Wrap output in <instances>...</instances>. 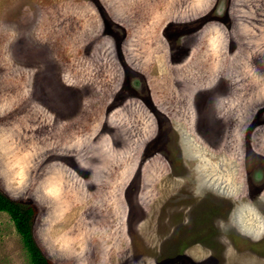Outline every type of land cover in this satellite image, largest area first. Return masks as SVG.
Segmentation results:
<instances>
[{
	"label": "rangeland",
	"instance_id": "1",
	"mask_svg": "<svg viewBox=\"0 0 264 264\" xmlns=\"http://www.w3.org/2000/svg\"><path fill=\"white\" fill-rule=\"evenodd\" d=\"M219 83L216 137L192 96ZM167 152L193 167L184 217L206 191L236 202L190 264H264V0H0V191L36 207L53 264H171ZM0 264H31L5 212Z\"/></svg>",
	"mask_w": 264,
	"mask_h": 264
},
{
	"label": "flooded vegetation",
	"instance_id": "2",
	"mask_svg": "<svg viewBox=\"0 0 264 264\" xmlns=\"http://www.w3.org/2000/svg\"><path fill=\"white\" fill-rule=\"evenodd\" d=\"M132 76L138 78L135 74H132ZM131 88L133 90L141 88L144 92L147 91L145 82H140L139 79L135 78L131 81ZM221 90H224L225 95H229L232 91V89L229 90L228 88L222 89L219 83L209 92L206 91V88H201L200 86L198 90H195L192 96L195 103L193 109L196 127L201 130H210L209 132L212 135L214 132V136L216 137H218L219 132H215L219 127L217 99ZM156 109L157 108L154 110L153 108L152 110L154 116L161 115L159 110ZM215 123L217 125H215ZM167 130L171 132V136L174 139L170 124L167 125ZM159 141L160 140L155 138L152 144L156 145ZM167 154L166 160L163 159L167 162L169 175L174 180L181 181V183L179 184V190L175 192L173 196L169 197L164 205L161 206L160 212L158 216H156V223H154V234L157 240L160 238L161 254L166 259V262L169 263V261H171V264H180V261L184 258L186 259V257L188 258L187 249L194 243L198 244L197 241L199 238H201L199 243L201 242L202 246H207L209 243L206 239H209L211 243L217 240L218 244L222 245L221 239L226 236L225 234L222 236L223 229L226 231L234 230V224L230 221V217L234 215L233 210H235V207L233 206L235 205V201L229 196H222L218 191H206L198 201L193 203V206L188 210L187 216L184 217V209L195 200L194 193L188 190V184L194 182V177L193 175L191 176L193 167L190 166L186 160L181 161L178 157L175 159L169 152H167ZM163 230H165V233H163ZM188 231H190V234ZM231 235H229V242L232 244H236L237 242V244L248 245L251 243V240L246 239L238 241L239 238L237 236ZM163 245L172 246L173 248H171L167 254H164ZM186 264H190L189 259H186Z\"/></svg>",
	"mask_w": 264,
	"mask_h": 264
},
{
	"label": "trees",
	"instance_id": "3",
	"mask_svg": "<svg viewBox=\"0 0 264 264\" xmlns=\"http://www.w3.org/2000/svg\"><path fill=\"white\" fill-rule=\"evenodd\" d=\"M0 212L10 216L31 264H53L35 240L33 223L37 210L32 203L13 200L0 191Z\"/></svg>",
	"mask_w": 264,
	"mask_h": 264
}]
</instances>
